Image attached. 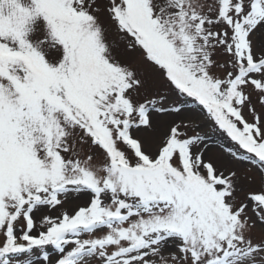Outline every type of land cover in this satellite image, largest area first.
Listing matches in <instances>:
<instances>
[{"label":"snow or ice","instance_id":"6c2138e0","mask_svg":"<svg viewBox=\"0 0 264 264\" xmlns=\"http://www.w3.org/2000/svg\"><path fill=\"white\" fill-rule=\"evenodd\" d=\"M0 264H264V0H0Z\"/></svg>","mask_w":264,"mask_h":264}]
</instances>
